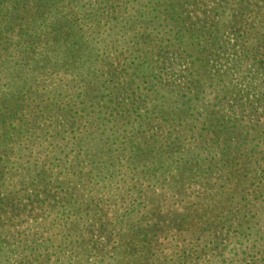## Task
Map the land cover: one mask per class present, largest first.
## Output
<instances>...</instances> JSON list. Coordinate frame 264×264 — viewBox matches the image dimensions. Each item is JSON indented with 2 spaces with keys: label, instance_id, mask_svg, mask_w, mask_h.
<instances>
[{
  "label": "rangeland",
  "instance_id": "1",
  "mask_svg": "<svg viewBox=\"0 0 264 264\" xmlns=\"http://www.w3.org/2000/svg\"><path fill=\"white\" fill-rule=\"evenodd\" d=\"M96 1L57 3L62 38L26 19L22 38L0 27L2 193L45 172L37 200L27 190L0 202V264H264V135L229 134L222 143L246 150L223 154L204 130L219 110L231 124L264 125V0H181L191 36L180 37L168 0L78 11ZM73 29L80 40L64 35ZM199 52L209 58L200 71ZM196 79L205 104L159 98L191 96Z\"/></svg>",
  "mask_w": 264,
  "mask_h": 264
},
{
  "label": "trees",
  "instance_id": "2",
  "mask_svg": "<svg viewBox=\"0 0 264 264\" xmlns=\"http://www.w3.org/2000/svg\"><path fill=\"white\" fill-rule=\"evenodd\" d=\"M83 1L85 0H81L82 3ZM61 2L62 0H0V27L4 25H8V27L11 26L10 30L14 32L18 37L22 38L28 34L29 27L28 26L25 27L22 25L23 20L26 19V22L29 21V25L33 23L32 25H35L38 27L34 32H40L41 30H43L40 28L42 24L50 25L51 28L56 27V29L53 32H49V33L58 34L59 35L58 38H62L63 29L64 27H67V26L64 24V21L61 22L60 20H57V16L55 15L59 10L57 3H61ZM103 2H104L103 0H97L96 2L88 6L84 2L85 5L82 7L90 9V11H81L80 7H78V11L82 15L86 14L88 16H94L96 12H99L100 9L103 8L104 6ZM76 5L77 4L72 3L71 6L73 8H76ZM239 5H240V1L235 2L234 10L237 9L239 11V8H238ZM168 6L169 7L165 9L166 11L168 10V12H165V20L166 19L169 20L170 24L172 25V30H175V34H177L179 37L180 35H183V34L187 36H191L189 33H186L184 31L186 28V25L184 24V21L181 19L182 18L181 17V0H168ZM166 15H167V18H166ZM85 18L86 17H84V19ZM231 18H235V16L231 15ZM44 30L46 31L47 29H44ZM70 34H73L77 39L80 40V35L74 29L71 30V33L64 32V35H70ZM30 37L36 38V35H32ZM0 41L2 43L1 37H0ZM76 45H81V44L76 43ZM22 47L25 48V45H23ZM68 48H69V51H75L74 49L70 47ZM22 50L26 51V49H22ZM198 55L199 56H197L196 58L192 60V66L197 70L199 69L200 71L204 69L205 66L208 64L209 58L207 57L206 54L204 55L202 52H199ZM27 76L28 75H24L23 78H27ZM3 77L4 79H7L8 81H10L8 82V84L10 85L15 84L14 82H11V81H14V79H9L6 74ZM190 86H192L193 90L191 91L190 93L191 96L189 97L180 95L179 92L171 89L170 91L160 90L162 95H160L159 98L163 100L165 96H167V98L169 99L175 96L176 97L175 102L177 100H184V98H186L187 102L205 104V98L207 97V93H206L207 87L205 83L201 80L196 79L194 82H191ZM220 112L221 110L216 111L215 114L211 115L213 116V118H211V121H212L211 127L206 126L204 127V130H205V133L210 132V135L212 136L214 140L213 146L223 149L222 150L223 154H227V153L229 154L230 152L234 154H236L237 152L244 153L246 150L245 143L241 141L235 142V146H230V145H227L226 143H222V139L229 134H233L238 131L239 137H241V139H245V138L249 139L251 135H252V138L263 137L264 125L257 129V126H250V120H248L247 127H246V126L241 125V123H244V119L241 120V122L239 123H235L236 120L239 119V117H237L234 120L233 124H231L232 122H230V120H227L226 118L224 119L222 118V116L219 115ZM7 118L8 117H5L0 112V147L2 148H6L9 142V139H8L9 138L8 137L9 136V128H8L9 123H8ZM250 118H255V117L253 116L251 117L250 115ZM151 140L152 141L145 142V146L142 149V152L146 150L147 148L151 147L153 145V142H159L158 138H153ZM167 140L169 139H166L165 141ZM164 146H165L166 152L174 151L176 148L179 147V145L174 142L166 144ZM28 170L29 169H27L26 171ZM24 173L25 172H23L22 174ZM32 174L35 175V173H32ZM43 174H45V172L38 173L33 180H30L23 187L22 190H13L15 192L13 194H10V193L3 194L2 190L4 189V186L0 185V202L6 203L5 200H8V201L15 200L16 198L19 197V195L16 193H20L21 191H27V190H29L30 193L29 194L26 193L24 194V196L32 195L28 197L27 199L35 200L36 198L33 197V195H38V192H37L38 183L36 182H39V179L45 178V177L40 178L41 176H43ZM17 195L18 197H16ZM102 214L103 212H95L89 215V219H91L93 222L97 221L99 218L100 220H102L103 219ZM125 221L127 222L126 224H129L128 218H126ZM103 225L104 224H101L100 226H103ZM72 226L77 227V224H74ZM77 228H80V227H77ZM107 231L108 229L102 228L98 232H99V235L102 236V235H105ZM74 232H78V231H74ZM85 234L88 236H95V230L89 229L88 231L85 232ZM133 264H137V263H133Z\"/></svg>",
  "mask_w": 264,
  "mask_h": 264
}]
</instances>
